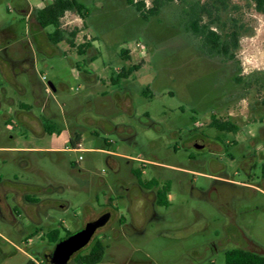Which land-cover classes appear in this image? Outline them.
I'll use <instances>...</instances> for the list:
<instances>
[{
	"label": "rangeland",
	"instance_id": "rangeland-1",
	"mask_svg": "<svg viewBox=\"0 0 264 264\" xmlns=\"http://www.w3.org/2000/svg\"><path fill=\"white\" fill-rule=\"evenodd\" d=\"M92 1L95 5L103 4L101 0ZM143 1H147L150 7L151 0ZM196 1L204 4L209 0H172L164 4L155 17L144 22L137 12L134 18L131 12L127 15L122 11L123 0H112L104 16L100 17L103 18L100 23L106 33L107 48L101 47L95 65L99 68L96 74L101 80L115 78L117 69L138 65L139 70L120 85L111 86L103 80L87 84L74 73L73 70L77 72V69H73L69 61L73 65L80 62V72L90 73V67L82 66V57L74 51L69 52L65 43L57 45L58 50L53 56L36 54L38 70L45 76L46 82L56 88L51 94L60 109L63 108L68 116L76 115V118L90 117L91 111L99 115L100 120L96 122L98 136L84 141L85 152L52 154L31 149L51 146L64 148L68 145L67 133L40 138L27 131L24 137H18L5 128L0 111V178L6 182H52L55 189L53 198L63 200L65 208L53 213L56 222L51 228L59 229L58 222L63 221L68 231L74 233L97 216V213L89 214L91 210H112L111 205L117 206V210H112L107 226L94 234L82 250L83 254L98 240L107 245L104 262L113 260L115 264H122L131 257L133 262L139 263L150 260L155 264H191L189 253L204 247L199 254L192 252L197 260L209 255L201 264H225L223 253L215 254L210 251L212 245L209 247L207 244L224 238L225 233L232 235L233 230L222 229L224 220L204 192L212 184L211 176L221 169L232 178L243 180L239 164L244 155L256 152L260 156L259 162L264 161L259 151L264 146V16L255 11L250 0H229L228 9L220 13L221 22L212 25V29L222 35L235 29L238 32L237 48L233 51L232 59L210 56L203 49L201 39L187 30L188 6ZM29 2L35 5L39 1ZM12 4V0H0V26L12 21L14 34L22 40L19 44L23 47L22 53L34 50L35 46L31 47L28 43V28L13 10ZM62 24L67 31L75 28L70 16L63 19ZM44 30L51 33L54 28L50 26ZM122 50L128 51L131 61L120 57ZM63 52L65 55L61 54ZM1 81L0 77V85ZM15 82L24 85L27 91L22 101L31 103L27 78L18 73ZM125 85L130 90L126 96L128 104L133 106L131 117L120 109L124 105L116 106L112 99L113 92ZM3 87L11 97H16L8 83H3ZM88 98L92 99L90 105ZM2 108H6L4 103ZM33 112L39 115L37 108L33 107ZM56 113L60 114L58 108ZM144 115L148 116L150 123L143 119ZM213 120L232 123L239 135L211 127ZM81 122L95 124L87 118ZM113 124L132 127L137 138L131 145L121 142L113 133ZM67 130L70 135L75 130L84 132L83 126L75 121ZM196 135L211 140L218 138L227 145L235 142V146H226V151L220 153L196 151L187 146L189 139ZM104 138L115 145L114 150L118 154L143 156L194 171L187 176L172 173L171 205L156 208L160 219L146 223L139 202L133 204V226L142 229L137 233L117 234L112 230L117 228L118 216L129 217L127 201L115 199L114 186L122 181L127 187H133L137 178L131 170H139L142 164L137 161L127 163L121 158H116L117 166L108 162L106 154L94 151L105 147ZM9 148L28 149L16 152ZM79 156L82 157L81 161H78ZM21 158L30 164L29 168L22 169L18 165ZM154 170H145L142 181L153 176L162 179ZM237 172L238 176H234ZM177 179L191 182L192 186L203 192L202 196L181 191ZM133 191L131 196L135 189ZM256 206L257 209L238 206L239 224L264 244V196L257 195ZM59 231L61 236L65 235L62 229ZM0 232L11 234L16 241L10 227L0 224ZM45 246L38 243L26 247L15 245L8 255L0 253V264H26L27 257L16 247L28 252L29 247L41 250Z\"/></svg>",
	"mask_w": 264,
	"mask_h": 264
},
{
	"label": "flooded vegetation",
	"instance_id": "flooded-vegetation-1",
	"mask_svg": "<svg viewBox=\"0 0 264 264\" xmlns=\"http://www.w3.org/2000/svg\"><path fill=\"white\" fill-rule=\"evenodd\" d=\"M113 127L115 137L127 145H131L133 140L137 138L134 133L129 132L122 125ZM260 131L261 129L258 130V132ZM233 134L239 135V132L237 131ZM258 137L263 142L261 137ZM187 144V146L196 151L206 150L211 153H220L226 151L228 146H233V144L235 146V142L227 145L224 142L222 143L218 138H216V140H211L202 135L192 136ZM259 151L260 155L264 157V146H261ZM228 156L232 160L234 159L230 154H228ZM188 157L191 162H193L191 155ZM259 157L260 156H258L256 152H251L248 155L243 156L239 164V171L243 175V180L232 178L224 169L215 172V174L211 176L212 184L207 191L204 192V195H207V200H209L210 204L214 206L224 220L222 229L225 230L229 228L233 230L232 235L225 233L226 235L224 238L207 244L209 247L212 245L210 251L215 254H218L219 252L223 253L225 264H264V244L250 235L246 228L240 226V213L238 210L239 205H243L244 207L253 206L257 209V195L264 196V177L262 174L264 161L259 162ZM150 161L151 162L143 164L139 170H134L138 173L139 179L136 180L137 182L133 187H127L122 181H118L115 184V199H125L127 201V213L129 219L122 215L118 216L116 219L117 228L110 227L114 233L130 235L131 233L142 231V229L138 230L133 226L134 221L132 219L131 207L135 202H139L146 223L160 219L156 208H168L171 205L172 196L170 193L172 188V173H178L182 176L192 175L194 173V171L188 167H172V165L164 162H160L159 165H156L153 160ZM152 168L157 172V176H161L162 179L159 180L153 176L146 181H142V173L145 170H150ZM238 174L239 173L237 172L234 176H238ZM177 180L178 187L181 191L186 192L189 195L195 196L200 194L202 196L203 192L192 186L191 182H188L185 179ZM133 189H135V193L132 195V199L131 193L134 192ZM54 192V188H49L40 183L19 182L16 180L13 182H6L0 179V224L10 227L12 230V236H15L16 240H13L10 236L11 234H7V236L0 232L1 254L8 255L10 253V248H15V245L26 247L27 245L38 243L46 246L41 250L29 247L28 252H25L19 247H16V250L27 257L26 264H51V254L54 245L59 240L66 238L68 236L67 233L70 234L63 221L58 222L59 229L51 228L56 222L55 218L52 216L53 213L60 212L65 208V202L63 200L53 198ZM157 194L166 198L167 205L161 206L158 204L156 199ZM211 196H213V198H211ZM111 209L115 211L117 210V206L111 205ZM112 210L108 208L100 211L96 210L97 216L87 222L94 221L105 213H109L111 218ZM108 222L101 228L106 227ZM29 226H32L31 230L29 229ZM60 229L64 231V236L60 235ZM53 231H57L56 241H52L49 237V234ZM105 247L107 248V245H105ZM84 248L74 253L67 264H74V257L77 254H83L82 250H84ZM203 249L204 247H201L189 253L191 264H201L204 258L208 259L209 255H206L207 257H204L201 260H197L195 256L192 255V252L197 251V254H199L200 252H203ZM146 259L148 258L146 257ZM149 261L140 263L133 262V259L128 257L122 261V264H155ZM211 263L213 262L211 261ZM99 264L115 263H113V260H107L105 262L102 260Z\"/></svg>",
	"mask_w": 264,
	"mask_h": 264
},
{
	"label": "crops",
	"instance_id": "crops-1",
	"mask_svg": "<svg viewBox=\"0 0 264 264\" xmlns=\"http://www.w3.org/2000/svg\"><path fill=\"white\" fill-rule=\"evenodd\" d=\"M35 5L31 4L29 0H12L13 10L17 12L18 15L23 19V22L25 23V27L28 28V32L30 34V42L29 45L31 47L35 46V51L32 49L29 52L22 53V48L19 44L22 42L21 39H18L16 35L14 34V31L12 29L13 23L6 22L4 26H0V77H1V85H0V111L2 112L3 122L5 125V128L13 132L14 135L18 137H24L27 134V131L32 132L35 136L43 138L44 136H60L63 132H66V139L68 141V145L64 148H59L55 146H51L48 148H31L37 151H42L43 153L48 152L52 154H56L59 152L63 153H69V152H78L83 153L86 151L84 148V141L87 138H92L93 136L97 137L98 132H96L99 128L97 127L96 122L100 120L99 115L95 114L91 111L90 117L83 116L82 118H76L74 114H69L64 111L63 108H59L57 106V102L52 96V92L56 91V88L52 84V88L48 86V89L46 88L45 84H48L50 82L42 81L43 74L38 70L37 64L38 59L36 57L37 53H43L46 56H53L55 54V50H58L57 45L58 44L52 43L48 39V35L51 33L44 32L45 28H41L37 21H36V12L40 9H42L44 6L50 4L51 0L47 1H41L38 0ZM83 5L86 6L89 13L85 20H82L79 16L67 12L64 14L63 19L67 17H72L74 22V29H77L78 32L75 36L74 43L75 45H81L85 42H89L90 46L83 52V54L77 53L75 48H70L66 43V45L69 47V52L74 51L78 56L82 57V66H88L90 67V73L88 72H80L79 68L80 62L73 65L72 61H69L70 64L73 66V69H77V72L74 71L75 74L79 75L83 78L84 81L87 82V84H96L99 81H104L108 83L111 86H116L111 83V77L100 79L97 76V72L99 70L98 66L95 65V61L100 56L101 47L107 48L106 43L107 40L105 38V31L101 27L100 21L103 20L100 17L104 16V13L109 8V5L112 4V0H101L103 1L102 5H95L92 0H76ZM107 6V7H105ZM123 12L127 15L131 12L135 16V9L132 6H129L126 4V0H123ZM139 17V15H138ZM140 18V17H139ZM62 19V21H63ZM61 21V22H62ZM65 25L62 24V28H64ZM80 42V43H77ZM98 44V45H97ZM97 45V46H96ZM101 45V46H100ZM59 52V51H57ZM62 55H65V52L61 53ZM129 54V53H128ZM131 54V53H130ZM86 57L88 60H86ZM128 61H131L130 58H128ZM131 66V65H130ZM122 69V68H121ZM19 71V72H18ZM120 69H117L116 73H118ZM18 73L23 74L29 83L28 90L31 95V103L22 101L23 97L27 95V91L21 83L15 82L17 79ZM130 77V76H129ZM128 77V78H129ZM127 78V79H128ZM121 80L118 85L121 84V82L127 80ZM3 83H8L9 86H11L15 92L16 97H11L8 93L7 89L3 87ZM130 93L129 88L125 85L122 89L115 90L113 92V101L114 104L117 106H122L120 109L129 115L130 117L133 116V106L131 103L128 104L127 101V94ZM104 93L103 95H105ZM88 104L90 105V102L92 99L88 98ZM2 103L6 105V108H2ZM33 107L37 108L39 111V115L36 116L33 112ZM56 108L60 111V114L58 115L56 113ZM63 109V111H62ZM90 112V111H89ZM89 119L94 125H87L84 124V119ZM143 119L150 123V119L147 115L143 116ZM72 121H75V123H79L83 126L84 132H79L77 130L73 131L72 135L68 133L67 128L71 125ZM49 123L51 125L58 126L57 129L59 130V133H53V134H47L43 131V124ZM112 126H121V125H112ZM124 126L129 132H132L137 136L135 130L132 127ZM97 129V130H96ZM121 129V128H120ZM79 134L80 135V142L79 147L73 149L70 146V139L74 137V135ZM104 148L97 149L94 151H98L100 153H104L108 156V162L114 163L117 166L116 158H121L123 160H126L127 163L137 161L140 162L142 165L151 162L149 159L144 158L143 156H137V157H131L126 154H118L114 147L115 145H111V142L104 138ZM16 152L25 151V149L28 148H9ZM81 157V156H79ZM78 157V161L79 160ZM137 159V160H135ZM154 164L159 165L160 162L153 161ZM18 165L22 169H27L30 167V164L25 161L24 158L19 159ZM172 167H176L173 166ZM137 170V169H136ZM134 171V170H132ZM144 173V172H143ZM142 173V174H143ZM2 179V178H0ZM4 180V179H2ZM5 181V180H4ZM42 185H45L49 188H54V185L49 180H45L44 183H40ZM96 210H91L89 214H96ZM88 214V215H89ZM29 229H32V226H29Z\"/></svg>",
	"mask_w": 264,
	"mask_h": 264
},
{
	"label": "trees",
	"instance_id": "trees-1",
	"mask_svg": "<svg viewBox=\"0 0 264 264\" xmlns=\"http://www.w3.org/2000/svg\"><path fill=\"white\" fill-rule=\"evenodd\" d=\"M250 1L255 11L264 16V0ZM168 2H172V0H151L150 7H147L143 0H126V4L132 6L138 13L140 19L144 22H148L150 18L155 17L159 9ZM228 2L229 0H209L204 4H200L197 1L191 3L188 6L187 30L201 39L202 47L208 55L232 59L233 51L238 45V32L235 29H231L229 33L222 35L221 32L212 29V25L221 22L220 13L228 9ZM67 12L79 16L82 20H85L89 13L86 6L76 0H51L50 4L36 12V21L41 28L50 26L54 28V31L48 35V39L52 43L58 44L60 42H65L70 48H75L77 53L81 55L90 46V43L85 42L81 45H75L74 39L78 30L73 29L67 31L62 28L61 21L64 14ZM120 57L128 60V51L122 50L120 52ZM139 68L138 65H133L126 69L122 68L115 75V78L111 77L110 81L113 85H118L121 80L127 79L132 73L138 71ZM142 94H144V92H142ZM42 126L43 131L47 134L59 133V130L54 125L44 123ZM210 126L225 133H236L238 131L237 127L228 121L213 120ZM79 142L80 135L76 134L70 139V146L75 149ZM133 174L139 179V175L136 171H134ZM262 174L264 177V165ZM156 199L159 205H167L164 196L157 194ZM67 235H69V233H67ZM49 237L52 241H56L57 231H53L49 234ZM105 249V245L101 241L96 240L86 253L77 254L73 262L74 264H99L103 260Z\"/></svg>",
	"mask_w": 264,
	"mask_h": 264
},
{
	"label": "water",
	"instance_id": "water-1",
	"mask_svg": "<svg viewBox=\"0 0 264 264\" xmlns=\"http://www.w3.org/2000/svg\"><path fill=\"white\" fill-rule=\"evenodd\" d=\"M47 85L54 89L51 83ZM109 218L110 214L105 213L96 220L87 222L84 227L77 232L70 233L66 238L59 240L53 247L51 264H67L74 253L89 244L95 232L103 227L108 222Z\"/></svg>",
	"mask_w": 264,
	"mask_h": 264
},
{
	"label": "built area",
	"instance_id": "built-area-1",
	"mask_svg": "<svg viewBox=\"0 0 264 264\" xmlns=\"http://www.w3.org/2000/svg\"><path fill=\"white\" fill-rule=\"evenodd\" d=\"M144 2H145V5L148 6L147 1H144ZM137 46H139V45L137 44ZM139 48H140L141 50H143V47H142V46H140ZM42 81L45 82V78H44V77H42ZM45 86H46V88L48 89V85L45 84ZM78 147H79V144L76 146V148H78ZM81 159H82V157H79V160H81Z\"/></svg>",
	"mask_w": 264,
	"mask_h": 264
}]
</instances>
